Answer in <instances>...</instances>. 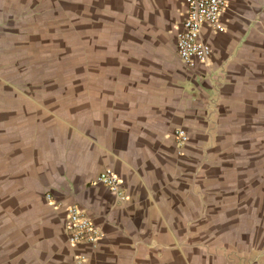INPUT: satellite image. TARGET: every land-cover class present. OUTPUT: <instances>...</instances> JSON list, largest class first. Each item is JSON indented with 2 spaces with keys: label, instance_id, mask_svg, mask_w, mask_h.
<instances>
[{
  "label": "crops",
  "instance_id": "crops-1",
  "mask_svg": "<svg viewBox=\"0 0 264 264\" xmlns=\"http://www.w3.org/2000/svg\"><path fill=\"white\" fill-rule=\"evenodd\" d=\"M165 1L172 10L166 38L179 70L149 86L159 106L148 107L144 122L131 109L120 111L112 125L74 144L64 172L45 177L55 205L0 236V264H78L77 257L86 264H264V155L250 153L264 147V0H226V32L203 29L212 55L193 71L176 49L184 0ZM207 111L219 136L209 139L214 148L202 160L190 143L181 151L174 134L181 123L202 133ZM207 142L202 134L197 148ZM236 145L249 153L232 155ZM107 169L123 182L126 201L97 182ZM72 205L101 230L98 245L68 243Z\"/></svg>",
  "mask_w": 264,
  "mask_h": 264
},
{
  "label": "rangeland",
  "instance_id": "rangeland-1",
  "mask_svg": "<svg viewBox=\"0 0 264 264\" xmlns=\"http://www.w3.org/2000/svg\"><path fill=\"white\" fill-rule=\"evenodd\" d=\"M170 8L165 0H0V236L47 216L45 177L64 172L94 127L130 109L143 121L159 106L149 86L179 70L166 38ZM213 116L207 111L202 133L181 123L202 160L218 134ZM200 134L208 139L201 149ZM257 149L251 155H264Z\"/></svg>",
  "mask_w": 264,
  "mask_h": 264
},
{
  "label": "built area",
  "instance_id": "built-area-1",
  "mask_svg": "<svg viewBox=\"0 0 264 264\" xmlns=\"http://www.w3.org/2000/svg\"><path fill=\"white\" fill-rule=\"evenodd\" d=\"M185 11L181 31L177 35L176 49L180 63L189 70L199 65H206L212 55L211 48L202 40V31L208 28L215 34H223L226 28L221 23V15L228 6L226 0H184ZM209 115H213L209 112ZM175 140L179 149L189 142V135L183 129L175 131ZM97 182L121 201L127 200L123 182L111 169L103 171ZM49 204H54L52 195L47 197ZM64 230L67 241L72 246L89 244L96 246L103 238L101 230L93 219L77 205L66 208ZM78 264H86V260L77 257Z\"/></svg>",
  "mask_w": 264,
  "mask_h": 264
}]
</instances>
